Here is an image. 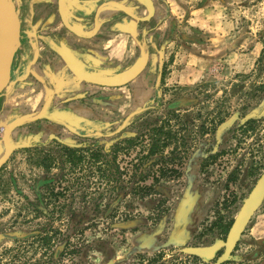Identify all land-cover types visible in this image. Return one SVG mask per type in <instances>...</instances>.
Wrapping results in <instances>:
<instances>
[{
	"label": "rangeland",
	"instance_id": "rangeland-1",
	"mask_svg": "<svg viewBox=\"0 0 264 264\" xmlns=\"http://www.w3.org/2000/svg\"><path fill=\"white\" fill-rule=\"evenodd\" d=\"M147 31L139 88L89 91L87 115L49 110L18 127L36 133L12 138L20 148L0 169V264L228 261L229 232L264 173V0H171ZM156 127L171 139L151 167ZM131 135L141 137L130 149ZM144 182L150 195L131 193ZM218 243L209 262L188 252ZM232 257L264 264V202Z\"/></svg>",
	"mask_w": 264,
	"mask_h": 264
},
{
	"label": "crops",
	"instance_id": "crops-1",
	"mask_svg": "<svg viewBox=\"0 0 264 264\" xmlns=\"http://www.w3.org/2000/svg\"><path fill=\"white\" fill-rule=\"evenodd\" d=\"M13 2L21 21V35L10 85L0 95V158L5 152L6 127L19 115L39 113L48 98L52 115L74 121L90 111L85 103L89 91L106 96L139 88L150 61L133 80L106 88L77 76L69 59L97 76L128 72L139 63L154 35L147 29L158 22L171 0ZM33 127L15 129L12 138L34 137Z\"/></svg>",
	"mask_w": 264,
	"mask_h": 264
},
{
	"label": "water",
	"instance_id": "water-1",
	"mask_svg": "<svg viewBox=\"0 0 264 264\" xmlns=\"http://www.w3.org/2000/svg\"><path fill=\"white\" fill-rule=\"evenodd\" d=\"M5 29L9 31L8 48L5 47L7 42L5 37ZM20 35L21 21L19 14L14 6L13 0H0V44H2V53L4 56L0 68V95L4 92L11 79L12 64L16 52L20 46ZM147 60L148 55L146 52H144V55L139 61V63L135 65L131 70L126 73L111 77H102L97 76L96 74L86 72L82 68L77 66L78 62L76 60L69 59V64L73 68L77 76H79L81 79L90 84L100 85L104 87H118L133 80L137 75H139L146 67ZM49 107L50 98L46 100L41 111L35 116L28 114L23 115L22 117L11 122L6 127L3 136L5 152L2 158L0 159V169L6 164L12 154L18 148H20V146L16 145L12 139L13 131L16 128L24 125L25 123L35 122L48 118ZM263 202L264 173L259 178L258 182L256 183L254 188L251 190L249 196L245 200L242 209L229 232L227 242L225 244L226 249L220 262H224L232 258V253L234 252L237 244L239 243L245 228L247 227L252 217L260 208ZM222 246V244L218 243L214 246L207 248H191L188 249V252L190 254H193L194 256L200 257L203 260L209 262L216 257L217 253L220 251Z\"/></svg>",
	"mask_w": 264,
	"mask_h": 264
},
{
	"label": "trees",
	"instance_id": "trees-1",
	"mask_svg": "<svg viewBox=\"0 0 264 264\" xmlns=\"http://www.w3.org/2000/svg\"><path fill=\"white\" fill-rule=\"evenodd\" d=\"M150 109H146V110H142L141 112H134L132 114H130L125 121L127 120H132L135 118H138L142 115V113H147L149 112ZM173 109L168 110V115H171L173 112ZM164 127H160V128H151L150 132H151V136L150 139L152 140V144L150 145V148L146 154V156H143L144 158H155L154 161L152 162V164L150 165L151 167H153L154 165L158 164L159 160H157V155L161 154L163 151H165L166 148L169 147V139H171L170 136V132H161L162 130H164ZM166 136L163 140H161V138L159 139V136ZM140 135L137 136H128L126 137V140L124 141L125 143L127 142V147L131 149L132 146H134L135 144H138V141L140 139ZM69 148V147H67ZM70 150V149H69ZM71 151V150H70ZM139 160H142V158H138ZM161 162V161H160ZM141 179L139 181H145L148 177L149 174H144L140 176ZM153 188V185H147L144 184L141 186H135V188L132 189L131 193H135L138 194L140 196H145V195H150L151 190ZM233 259V257L228 260L225 264H229Z\"/></svg>",
	"mask_w": 264,
	"mask_h": 264
},
{
	"label": "bare ground",
	"instance_id": "bare-ground-1",
	"mask_svg": "<svg viewBox=\"0 0 264 264\" xmlns=\"http://www.w3.org/2000/svg\"><path fill=\"white\" fill-rule=\"evenodd\" d=\"M5 37H6V48L9 47V31L5 29ZM3 53H2V44H0V68H1V64H2V61H3Z\"/></svg>",
	"mask_w": 264,
	"mask_h": 264
}]
</instances>
